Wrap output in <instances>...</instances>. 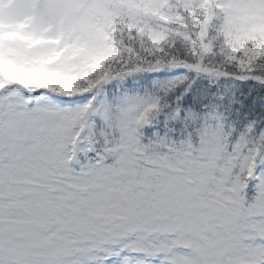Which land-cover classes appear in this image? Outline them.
<instances>
[{"label":"snow or ice","instance_id":"obj_1","mask_svg":"<svg viewBox=\"0 0 264 264\" xmlns=\"http://www.w3.org/2000/svg\"><path fill=\"white\" fill-rule=\"evenodd\" d=\"M0 264H264V0H0Z\"/></svg>","mask_w":264,"mask_h":264}]
</instances>
